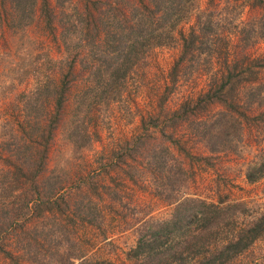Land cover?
Listing matches in <instances>:
<instances>
[{"label": "rangeland", "instance_id": "374dc122", "mask_svg": "<svg viewBox=\"0 0 264 264\" xmlns=\"http://www.w3.org/2000/svg\"><path fill=\"white\" fill-rule=\"evenodd\" d=\"M153 2L0 0V264H185L193 254L172 251L198 224L182 229L175 207L191 197L256 227L253 253L224 264L264 263V66L251 64L264 56V4L182 0L149 38L133 26ZM229 71L243 80L225 104L197 102ZM220 109L238 120L216 134ZM153 221L172 231L139 253Z\"/></svg>", "mask_w": 264, "mask_h": 264}, {"label": "trees", "instance_id": "16d2710c", "mask_svg": "<svg viewBox=\"0 0 264 264\" xmlns=\"http://www.w3.org/2000/svg\"><path fill=\"white\" fill-rule=\"evenodd\" d=\"M175 0L165 1V0H154L153 6L150 7L147 4H141L144 6V10H141L139 14L135 18L133 27H144L146 30L148 29L151 38L155 33L158 35L157 30L163 29L164 25L171 21L170 10L174 5L179 4L182 0L174 3ZM255 3L259 5L264 4V0H253ZM176 8V7H175ZM160 11V12H158ZM158 12V13H157ZM175 13V12H174ZM174 15V14H173ZM173 17V16H172ZM172 22H170L171 24ZM143 24V26H141ZM172 25V24H171ZM180 37L182 40V52L177 61H179L176 65H178L182 60V55H186L187 53H192V49L194 47L195 42L197 41V36L194 32L183 33L180 32ZM210 46V45H207ZM120 52L115 56L120 59ZM252 65L264 66V56L255 58L251 63ZM233 64L231 68L234 66ZM176 66L173 67L175 71ZM234 69L236 67L234 66ZM229 71L223 73L219 80H216L212 85L216 87L214 91L210 90L204 92L202 95L198 97L197 102H205V98H209L210 100H219L224 103V100L227 98L222 97V95H227L229 93L234 94L235 87L238 83H240L243 78L240 76L241 74ZM175 80L174 75L172 76V81ZM219 82V83H218ZM237 83V84H236ZM61 92L58 94L57 104L60 105L63 92L62 88ZM202 96V97H201ZM204 97V98H203ZM232 98L234 96H231ZM225 104V103H224ZM190 107L189 101L183 102L179 108L173 112L175 114H186V110ZM219 113L216 115V125H215V133L221 134L220 132H225L226 128L224 126H228V123L236 122L238 118L232 114L227 109H220ZM188 115V114H187ZM186 115V116H187ZM213 115V114H212ZM181 116V115H180ZM234 125V123L232 124ZM50 133V129H49ZM211 141V140H208ZM47 149V144L43 148H39L38 151L41 154L40 161L42 162L44 158L45 150ZM212 149L214 146L212 145ZM264 158V157H263ZM160 173L163 174L164 168L168 167V162L166 158L160 159ZM259 167L256 169H264V159L260 162ZM40 166V165H39ZM38 169V164L35 167ZM248 173H250L248 171ZM170 177V176H166ZM29 199L26 198L25 202L23 201L20 210H28L29 209ZM44 200V199H43ZM227 206V205H226ZM19 209V208H18ZM176 210L180 212L181 210L184 214L183 222H185V226L182 229L186 228L188 225L196 221L198 226L193 227V233L188 234L184 237L183 242L177 241L178 253H176L173 249L172 255L177 256L180 261L185 260L186 252L192 253L193 258L189 262H185V264H217V263H226L230 260V263H233L234 260L242 256L244 253H253L254 249V241L259 237V234H256V227H254L253 223L248 226H239L237 225V219L239 217V213L243 212L239 208H234L232 206H218L214 203H209L203 200L202 198H186L177 203ZM23 213V212H22ZM171 223V222H170ZM207 225V227H206ZM213 226L214 228H212ZM227 226H229V230H227ZM166 228L167 230H171L168 225H166V221L164 222H150L142 225L141 229L138 231V239H137V247L136 249L140 252L141 248H151L153 244L151 241L156 239V235L158 232L162 230V228ZM172 231V230H171ZM217 231V232H216ZM221 231V232H220ZM223 232H227V234H223ZM215 233V234H214ZM27 238V236H26ZM24 240V237L20 238ZM29 244V242H28ZM154 249V248H153ZM148 250L146 254H149L156 250ZM247 251V252H246ZM155 253V252H154ZM71 263V262H70ZM74 264H84L82 261L76 262ZM264 264V263H263Z\"/></svg>", "mask_w": 264, "mask_h": 264}]
</instances>
